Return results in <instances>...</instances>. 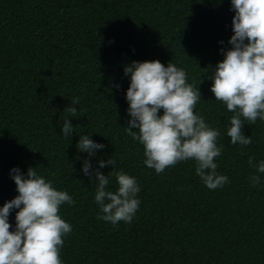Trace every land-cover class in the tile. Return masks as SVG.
<instances>
[{"label": "trees", "instance_id": "1", "mask_svg": "<svg viewBox=\"0 0 264 264\" xmlns=\"http://www.w3.org/2000/svg\"><path fill=\"white\" fill-rule=\"evenodd\" d=\"M234 16L231 0H0V209L19 195L12 170L27 178L32 168L74 200L60 206L72 226L62 264H264V174L248 164L250 156L264 161V121L241 117L253 142L232 145L234 113L211 92L210 78L232 49ZM156 60L174 63L200 90L194 113L220 131L214 162L229 178L223 187L208 189L194 160L156 174L125 130V68ZM65 120L74 128L68 138ZM83 135L104 148L79 151ZM110 159L114 169L99 167ZM97 170L136 179L140 206L130 224L98 219ZM109 180L106 191L116 192L115 176ZM18 211L10 212V231Z\"/></svg>", "mask_w": 264, "mask_h": 264}, {"label": "clouds", "instance_id": "2", "mask_svg": "<svg viewBox=\"0 0 264 264\" xmlns=\"http://www.w3.org/2000/svg\"><path fill=\"white\" fill-rule=\"evenodd\" d=\"M231 3L235 11L234 35L229 41L232 49L226 52L225 59L210 78L213 80L211 92L216 101L223 102L227 110L234 113L227 132L231 144L248 146L253 141L243 134L241 117L253 125L257 119L264 121V0H231ZM129 74L131 84L126 98L132 119L125 130L143 145L146 167L159 175L166 168L194 160L196 175L208 189L215 190L229 183L227 176L217 173L218 165L214 162L222 152V148L217 147L220 131L194 113L201 92L187 83L186 72L174 63L165 67L156 60L134 62L125 68V75ZM78 103V98L71 102L72 105ZM161 110L162 116L159 115ZM65 112L75 116L77 110L68 107ZM133 128L138 131L133 132ZM73 131L70 121L65 120L63 136L68 138ZM77 147L92 156L104 145L83 135ZM254 161L255 157L250 156L249 166L264 174V161L259 164ZM107 165L114 169L115 161L110 159L107 164L100 161L99 167ZM91 167L90 162H84L86 176L90 175ZM12 173L19 195L0 209V264H62L63 237L71 233L72 226L59 212L61 205L74 204L73 198L66 191L56 190L36 169L29 168L27 178L19 169H13ZM113 175L118 190L106 191ZM95 177L98 181L95 202L103 213L98 219L114 226L121 221L130 224L140 206L136 197L141 189L136 179L114 170L108 176L97 170ZM250 179L253 187L261 182L259 175ZM13 209L19 211L16 229L10 231L12 225L8 219Z\"/></svg>", "mask_w": 264, "mask_h": 264}]
</instances>
